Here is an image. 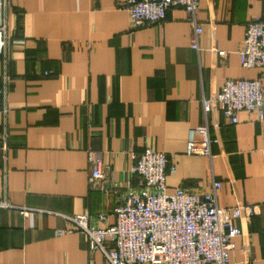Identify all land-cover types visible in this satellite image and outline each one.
Instances as JSON below:
<instances>
[{"label": "crops", "instance_id": "obj_1", "mask_svg": "<svg viewBox=\"0 0 264 264\" xmlns=\"http://www.w3.org/2000/svg\"><path fill=\"white\" fill-rule=\"evenodd\" d=\"M2 11L9 39L0 55V84L8 78L0 136L6 129L8 147L0 148V201L14 207L0 205V264H110L63 215L105 213L93 221L113 222V207L139 184L132 154L146 146L170 155L169 191L218 180L219 206L254 205L237 220L249 233L235 237L229 264H264V103L229 123L216 101L227 78L259 76L264 91V69L243 67L237 53L264 0H199V50L181 7L138 28L118 0H6ZM205 119L211 160L186 152L189 129ZM92 153L104 171L96 186Z\"/></svg>", "mask_w": 264, "mask_h": 264}, {"label": "built area", "instance_id": "obj_2", "mask_svg": "<svg viewBox=\"0 0 264 264\" xmlns=\"http://www.w3.org/2000/svg\"><path fill=\"white\" fill-rule=\"evenodd\" d=\"M199 0H118L120 8L128 14L131 27L138 28L162 21L166 11L181 7L194 25L192 47L199 50L198 35L201 27L196 24ZM5 10L6 0H0ZM9 39L7 15H0V55L6 54ZM222 54L223 51H218ZM243 67L264 69V14L251 17L245 27L244 37L237 49ZM6 62L5 59L3 60ZM8 78L4 74L0 84V108L7 112L5 103ZM216 101L229 123L239 121L241 111H261L264 103L262 81L256 77L227 78L221 85ZM210 100L202 98L205 117L210 110ZM6 129L0 136V148L7 151ZM213 138L208 132L207 119L190 128L186 152L212 158ZM131 170L139 177V184L131 187L113 207V222L99 226L93 220H105V213L63 215L71 230L84 232L90 250H100L110 264H229L235 237L246 235L248 229L237 220L251 217L254 205L242 203L221 207L217 203V190L221 182L213 180L211 187L187 188L177 186L169 191L167 175L173 162L167 153L146 146L140 153L132 154ZM89 182L96 186L104 177L101 157L90 155ZM0 205L13 206L6 201ZM27 215L28 207H19ZM64 229H60L59 233Z\"/></svg>", "mask_w": 264, "mask_h": 264}]
</instances>
